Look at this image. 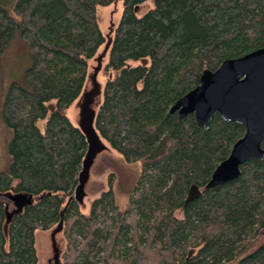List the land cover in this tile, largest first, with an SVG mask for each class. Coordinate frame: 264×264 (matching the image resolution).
<instances>
[{
  "label": "trees",
  "instance_id": "trees-1",
  "mask_svg": "<svg viewBox=\"0 0 264 264\" xmlns=\"http://www.w3.org/2000/svg\"><path fill=\"white\" fill-rule=\"evenodd\" d=\"M117 1L92 126L139 174L123 208L109 180L81 214L73 192L86 140L66 111L106 43L97 10ZM14 37L30 62L0 110V264H36L35 232L60 221L61 264H264V242L251 249L264 231V157L204 189L244 128L169 113L203 71L264 48V0H0V56ZM191 186L199 195L186 201ZM15 194L32 201L16 208Z\"/></svg>",
  "mask_w": 264,
  "mask_h": 264
},
{
  "label": "water",
  "instance_id": "water-1",
  "mask_svg": "<svg viewBox=\"0 0 264 264\" xmlns=\"http://www.w3.org/2000/svg\"><path fill=\"white\" fill-rule=\"evenodd\" d=\"M105 35L106 43L96 58L93 77L100 69V62L105 57L110 40ZM91 76V79H93ZM97 88L87 97L79 109L77 128L86 140V151L78 173L77 186L73 197L79 204L83 197V186L87 179L88 168L93 158L102 148L93 129L94 112L89 105ZM177 114L178 121L192 115L199 128H207L214 114L226 122H234L244 128L243 135L236 140L227 157L211 173L204 189H213L237 178L239 167L247 160H260L264 157V48L250 52L240 58L223 61L213 72L203 71L199 84L180 97L169 109ZM199 190L191 186L186 201L196 198ZM16 208L30 204L32 197L26 194L9 196ZM60 223L51 231H60ZM56 249L53 250L51 264H59Z\"/></svg>",
  "mask_w": 264,
  "mask_h": 264
},
{
  "label": "rangeland",
  "instance_id": "rangeland-1",
  "mask_svg": "<svg viewBox=\"0 0 264 264\" xmlns=\"http://www.w3.org/2000/svg\"><path fill=\"white\" fill-rule=\"evenodd\" d=\"M150 8L151 3L145 2L139 7L137 15H142ZM7 9L11 10L10 7H7ZM97 15L100 31L105 35L108 32L110 24L115 26L118 21L120 3L117 1L107 7L98 8ZM103 47H101L96 55L89 61L82 92L66 111V116L76 127L80 121L79 109L82 103L87 101V97L92 90L97 88L98 91L97 94L92 97V101L89 105L94 114L101 103L102 87L105 81L102 68L106 63L107 52L100 62L99 71L94 77L92 72L96 67V58L100 55ZM29 62L24 44L17 37H14L0 56V110L8 86L12 82L20 79L23 71L29 66ZM91 76L93 79H91ZM42 125L43 122L38 123L40 129ZM7 140L8 132L0 120V171L4 166V154ZM98 140L102 150L96 154L92 160V164L88 168L87 179L83 186L82 201L79 203V212L81 214H86L89 203L107 189L109 180L112 184L115 202L117 206L123 208L126 204L127 196L139 174V165L137 163L130 165L124 163L121 157L112 151L106 143L101 139ZM9 209H11V205H9ZM50 231L51 229L47 231H36L34 234V249L37 256L36 264H51L54 249H56L58 254V262L61 264L60 255L64 251L65 242L61 233L52 234ZM263 242L264 231L253 240L251 249L256 248Z\"/></svg>",
  "mask_w": 264,
  "mask_h": 264
}]
</instances>
